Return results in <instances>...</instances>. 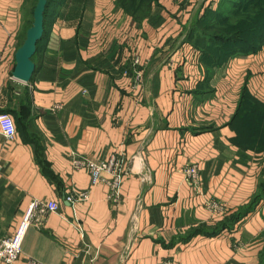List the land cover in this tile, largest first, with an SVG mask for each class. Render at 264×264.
I'll list each match as a JSON object with an SVG mask.
<instances>
[{
    "label": "crops",
    "instance_id": "0c3cea01",
    "mask_svg": "<svg viewBox=\"0 0 264 264\" xmlns=\"http://www.w3.org/2000/svg\"><path fill=\"white\" fill-rule=\"evenodd\" d=\"M23 1L0 0V113L16 129L0 131V240L33 199L58 211L13 264H264V199L235 220L261 190L263 152L238 145L236 116L244 97L264 110V45L224 63L195 48L191 20L217 0H157L141 19L118 0H63L25 84L11 74ZM75 155L125 158L116 204Z\"/></svg>",
    "mask_w": 264,
    "mask_h": 264
},
{
    "label": "trees",
    "instance_id": "16d2710c",
    "mask_svg": "<svg viewBox=\"0 0 264 264\" xmlns=\"http://www.w3.org/2000/svg\"><path fill=\"white\" fill-rule=\"evenodd\" d=\"M56 6L63 0H56ZM246 1V3H244ZM30 0H24L23 1V9H25L27 19L24 23V30L23 35H25L26 30L30 27L32 23V13L31 8L29 9L28 3ZM52 2V0H47V4L45 7L44 12V36H45V28L48 24V21H46V10L48 5ZM157 2V0H118V4L121 7V9L127 13L128 16L133 17L134 19H141L144 17L148 10ZM135 4H141L145 7V12L142 14L138 11V6ZM135 7V9H132V7ZM229 6L232 10L228 13V15H224L225 8ZM34 9V8H33ZM229 10V9H228ZM30 15V16H29ZM235 18L236 22L232 19ZM31 17V18H30ZM229 20H233V26H237V24L241 25L244 21L247 23L244 24V26L240 29H235L234 32L231 35H224L222 32H218L217 27L219 23H225L229 24ZM214 29V30H213ZM200 30V39L204 42V44H201L200 47L194 46L191 42V39H193L197 32ZM190 37H188V40L191 42V44L199 49L202 54L205 57H208L210 60H214L218 63H224L226 62L230 57L237 53L241 54H247V53H255L257 52L263 45H264V0H238L237 3H232V1L229 0H220L217 3V6L215 9L211 8H205L203 13L199 15H195L190 23ZM43 36V38H44ZM42 41V40H41ZM40 42L37 43L36 47V53L33 56V61L36 59L39 49H40ZM217 41V42H216ZM221 42V43H218ZM219 44L217 48L221 50V52H213V47ZM247 99V100H246ZM246 100V101H245ZM252 103L253 105L260 106L262 109V106L250 99V97H244L243 101H241L240 109L238 110L237 116L240 122V128L241 126H245V121L243 119H240L241 112L245 111V106L249 103ZM235 118V119H236ZM239 128V129H240ZM246 129L250 130L249 126H246ZM255 131L257 135L259 132L256 128H251ZM247 130V132L249 131ZM242 136V130L240 129L239 132V142L238 145L242 148V144L240 143ZM264 143V141H263ZM264 199V184H261V190L259 191V195H257L251 204L244 210L240 211L235 217V220L240 219L242 216L246 215L253 206L257 205L260 200Z\"/></svg>",
    "mask_w": 264,
    "mask_h": 264
},
{
    "label": "built area",
    "instance_id": "2783aa9c",
    "mask_svg": "<svg viewBox=\"0 0 264 264\" xmlns=\"http://www.w3.org/2000/svg\"><path fill=\"white\" fill-rule=\"evenodd\" d=\"M138 77L140 74H137ZM0 131L7 140H12L16 135L13 118L5 113H0ZM74 168L83 167L89 175L92 186L98 183H105L108 187V200L116 204L120 200V187L127 174L125 167L126 160L123 156L111 155L107 160H95L88 157L74 156L72 158ZM183 173L186 181L190 185L198 183L199 171L196 165L184 167ZM88 200V191H82L73 197H69L70 203L86 202ZM58 211L56 202H46L39 199H33L15 231L10 236L0 240V261L5 264H13L22 254L23 241L30 228L40 230L48 213ZM75 229L80 234L83 232L81 224L74 223ZM161 264H174L171 258H165Z\"/></svg>",
    "mask_w": 264,
    "mask_h": 264
},
{
    "label": "rangeland",
    "instance_id": "374dc122",
    "mask_svg": "<svg viewBox=\"0 0 264 264\" xmlns=\"http://www.w3.org/2000/svg\"><path fill=\"white\" fill-rule=\"evenodd\" d=\"M140 1H142V0H140ZM143 1H145V0H143ZM218 1H220V0L216 1L215 5L213 6V9L216 8ZM229 1H232V3H237L238 2V0H229ZM36 2H37V0H30V2L28 3L29 9L31 8V12H33V8L35 7ZM56 2H57L56 0H52V2L48 5L47 10H46V21L50 20L53 17L55 11L57 10V6L55 5ZM244 3H246V1ZM135 5H137L139 7L138 11L139 10L142 11V12H140L142 14L145 12V9L147 8V7L144 6V4L143 5L135 4ZM132 9H135V7L133 6ZM231 10L232 9L229 8V6H227L225 8V10H224V15H228V13ZM24 13H25V16H24L25 17L24 23H25V20L27 19V15H26L25 9H24ZM232 19L236 22V20H235V18H233V16H232ZM233 20H229V24L219 23V25L217 27V29H218L217 31L218 32H222V34L229 36V35H231L234 32L235 29H237V28L240 29V28H242L244 26V24L247 23L246 21H244L241 25L237 24V26H234L232 28V26H233L232 21ZM24 23H23L22 31L24 30ZM200 33L201 32L199 30V32H197L196 36L193 39H191V42H192V44L194 43L193 44L194 46L200 47L201 44H204V42L201 41V39H200L201 38L200 37ZM24 36L25 35H23L21 43H22V41L24 39ZM218 43H221V42H218ZM218 45L219 44H216L213 47L212 50H213L214 53L217 52V51L221 52V50H219V48H217ZM248 107L252 108V112L249 109H247ZM241 115L242 116L240 117V119H243L245 121V126H243V127L241 126V128H240L242 130V136H241L240 143L242 144L243 147L251 148V149H253L256 152H263L262 159H260V163H261V166H260V168H261L260 179L261 180H260V182H261V184H264V143H263V141H264V110H262L260 106L256 107L255 105H253L250 102L249 104H247L245 106V111H242ZM240 122H241V120H240ZM240 122H239V124H240ZM246 126H249L250 129L251 128H256L257 131L259 132L257 135H252V137L254 138L253 143L249 142V139H250L249 132H250V130L246 129ZM247 130H249V131L247 132Z\"/></svg>",
    "mask_w": 264,
    "mask_h": 264
},
{
    "label": "water",
    "instance_id": "95a60500",
    "mask_svg": "<svg viewBox=\"0 0 264 264\" xmlns=\"http://www.w3.org/2000/svg\"><path fill=\"white\" fill-rule=\"evenodd\" d=\"M46 4L47 0H37L32 13V23L14 54V67L11 74L15 80L21 83H28L35 71V64L32 59L36 53L37 43L44 36Z\"/></svg>",
    "mask_w": 264,
    "mask_h": 264
}]
</instances>
